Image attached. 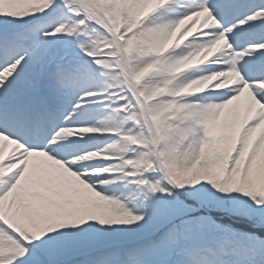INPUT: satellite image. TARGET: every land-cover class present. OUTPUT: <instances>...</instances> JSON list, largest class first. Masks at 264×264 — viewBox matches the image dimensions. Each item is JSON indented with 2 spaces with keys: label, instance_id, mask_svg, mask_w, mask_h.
Segmentation results:
<instances>
[{
  "label": "snow or ice",
  "instance_id": "obj_1",
  "mask_svg": "<svg viewBox=\"0 0 264 264\" xmlns=\"http://www.w3.org/2000/svg\"><path fill=\"white\" fill-rule=\"evenodd\" d=\"M0 264H264V0H0Z\"/></svg>",
  "mask_w": 264,
  "mask_h": 264
}]
</instances>
